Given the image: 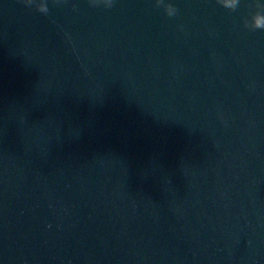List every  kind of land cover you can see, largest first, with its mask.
Masks as SVG:
<instances>
[{
	"label": "water",
	"instance_id": "95a60500",
	"mask_svg": "<svg viewBox=\"0 0 264 264\" xmlns=\"http://www.w3.org/2000/svg\"><path fill=\"white\" fill-rule=\"evenodd\" d=\"M44 2L0 0V264H264V0Z\"/></svg>",
	"mask_w": 264,
	"mask_h": 264
},
{
	"label": "clouds",
	"instance_id": "9594fccd",
	"mask_svg": "<svg viewBox=\"0 0 264 264\" xmlns=\"http://www.w3.org/2000/svg\"><path fill=\"white\" fill-rule=\"evenodd\" d=\"M89 2L93 7L102 5L104 8L109 9L113 7L114 0H89ZM23 3L29 8L35 6L36 10L42 14H47L49 11L44 0H40L38 3L36 0H23ZM218 3L228 10L235 11L240 4V0H234L232 4H226L223 0H218ZM155 5L156 7H162L168 17H173L177 14L178 10L171 3H165L164 0H155ZM73 7L75 8V5ZM260 7L264 9V5H260ZM243 24L245 28L250 30H264V11L250 15V19L245 18Z\"/></svg>",
	"mask_w": 264,
	"mask_h": 264
}]
</instances>
